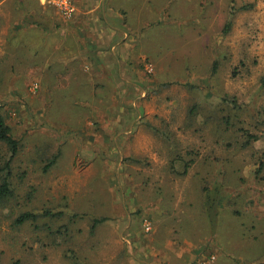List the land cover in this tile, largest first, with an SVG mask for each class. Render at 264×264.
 <instances>
[{"label":"rangeland","instance_id":"rangeland-1","mask_svg":"<svg viewBox=\"0 0 264 264\" xmlns=\"http://www.w3.org/2000/svg\"><path fill=\"white\" fill-rule=\"evenodd\" d=\"M195 2L196 22L163 48L162 75L142 74L133 102L47 96L48 80L22 63L47 49L32 28L61 13L48 0H0V112L20 140L12 159L6 144L0 154L13 187L0 263L153 264L183 236L189 264H264V0ZM168 28L147 36L166 46ZM183 157L196 160L185 175ZM205 180L216 189L207 207Z\"/></svg>","mask_w":264,"mask_h":264},{"label":"crops","instance_id":"crops-1","mask_svg":"<svg viewBox=\"0 0 264 264\" xmlns=\"http://www.w3.org/2000/svg\"><path fill=\"white\" fill-rule=\"evenodd\" d=\"M48 3L55 6L61 18L53 14L47 25H35L33 30L23 18L19 30L23 33L32 30V36L38 34L46 39L45 53L39 47L35 59L22 65L48 80L43 90L49 97L81 96L83 90L92 91L94 96L98 91H107L112 98L127 96L134 102L140 96L139 86L145 83L142 74L153 71L156 76L163 74V48H169L170 42L183 35L186 26L199 16L195 0H48ZM69 7L73 10H67ZM168 21V33L163 38L168 42L166 46L148 38L150 28L161 29L162 35L163 25ZM113 106L107 110L112 116L111 127L119 123L113 116L119 117L120 101ZM164 237L168 235L163 233ZM182 238L163 239L167 242L163 243V254L156 255L153 264L193 262L196 257L186 256ZM199 264L217 261L212 257Z\"/></svg>","mask_w":264,"mask_h":264},{"label":"trees","instance_id":"trees-1","mask_svg":"<svg viewBox=\"0 0 264 264\" xmlns=\"http://www.w3.org/2000/svg\"><path fill=\"white\" fill-rule=\"evenodd\" d=\"M228 27H230V23H228ZM261 86L264 89V74L261 77ZM256 116L259 117L263 123H264V107L262 110H259L256 112ZM7 145L9 151L11 152V156L10 159H12V157L14 155L17 154V152L20 149V140H18L13 134H12V129L11 126L6 122V119L4 117V115L0 112V154L2 151V147L3 145ZM54 160L51 161V163ZM195 159L192 158H182L181 160H179V163L182 164L183 170L179 171V174H186L188 173L189 169L191 168V166L195 163ZM176 164L173 163V166H175ZM12 175H11V170H10V164L8 163L7 166H0V206L6 202V200L8 198H10V196L13 194V187H12ZM210 182L209 180H205V182L203 183L202 189L205 192L204 193V198L205 200V207H207V203H209V200H211V196H212V192L214 190H216L215 188H212V185L215 184H209L208 182ZM210 185V186H209ZM222 184H219L217 186H221ZM216 186V185H215ZM214 187V185H213ZM222 187V186H221ZM219 191V189H218ZM222 197V195H221ZM214 205L210 204V207H213ZM47 215V213L49 212H45ZM36 216L33 213H25L23 214L18 220L17 222L19 223H24L25 221H27L28 219H34ZM104 222L103 219H96L93 220V224L92 227H96L97 225H99L100 223ZM79 262V260H77ZM2 264V263H0Z\"/></svg>","mask_w":264,"mask_h":264},{"label":"built area","instance_id":"built-area-1","mask_svg":"<svg viewBox=\"0 0 264 264\" xmlns=\"http://www.w3.org/2000/svg\"><path fill=\"white\" fill-rule=\"evenodd\" d=\"M67 10L71 11V10H73V8L72 7H69V8H67Z\"/></svg>","mask_w":264,"mask_h":264}]
</instances>
